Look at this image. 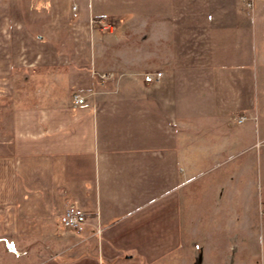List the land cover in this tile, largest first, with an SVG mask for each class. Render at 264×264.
Here are the masks:
<instances>
[{
  "label": "crops",
  "instance_id": "obj_1",
  "mask_svg": "<svg viewBox=\"0 0 264 264\" xmlns=\"http://www.w3.org/2000/svg\"><path fill=\"white\" fill-rule=\"evenodd\" d=\"M213 171L243 211L196 231ZM263 172L264 0H0V264H250Z\"/></svg>",
  "mask_w": 264,
  "mask_h": 264
},
{
  "label": "rangeland",
  "instance_id": "obj_2",
  "mask_svg": "<svg viewBox=\"0 0 264 264\" xmlns=\"http://www.w3.org/2000/svg\"><path fill=\"white\" fill-rule=\"evenodd\" d=\"M251 2V1H250ZM248 4V3H247ZM252 5V4H251ZM114 26V24H112ZM114 29V28H113ZM103 31H109L107 29H102ZM117 30V29H116ZM208 165V163H207ZM264 173V172H263ZM214 174H216V172H211L209 174H207L206 176H204L202 179L193 182L189 185V187H187L188 189H190V195H188L187 197L189 198V201L187 203H185V205H188L190 213H191V217H194L196 219H192V221L196 224H194V230L198 231L199 228L202 227V223H209V219L205 220V219H201L200 222V218L199 215H203L206 216V213H208L210 211L211 214L216 213V214H222V219H212L210 220V223H214L215 221H217V225L219 226V224L221 226H225L227 224H231L227 215V213H230L229 215H232L233 213L231 212H242L243 211V207H242V203H240L239 201H237L236 199L233 200V202L230 201H225L224 200V196L226 197V189L227 188L225 186L224 183H222L220 185V183L218 181H223L222 180V174L223 172H219L217 177V183L215 184L216 186L214 187H210V184H212V180H210V177ZM205 180H207V185L203 186V184L205 183ZM257 185V184H256ZM257 191L259 192V194H261L259 196V198L264 201V183L262 185V187L258 188ZM248 205V204H247ZM251 204H249L250 206ZM261 210L260 212H262V214H258L256 213V217L254 219V223H256V227H258L257 229V238L258 241L256 240V242L253 244V247L250 246L248 254L250 257V264H264V203L261 204ZM210 214V215H211ZM197 216V217H196ZM236 221V220H235ZM239 222V219H238ZM198 234V233H197ZM194 234L191 237L193 238V240L196 241H202V238L204 236L202 235H197ZM211 238H218V236H210ZM219 239V238H218ZM240 239V238H239ZM237 240V247L232 246V248L228 249V253L231 254L232 256H235V260H237V258L239 257L240 260L242 259H246V251H244V245L241 242V240ZM220 243V240H219ZM220 245V244H219ZM188 247V246H187ZM192 251L187 250L186 246L184 245V247H182L181 249H179L178 251L174 252L171 256L168 257V259H165L164 261H162L163 264H186L187 260H188V253H191ZM197 253V252H196ZM198 255L196 254V259H194V262L192 261V264H197L198 261ZM220 259V256L219 258ZM230 260V259H228Z\"/></svg>",
  "mask_w": 264,
  "mask_h": 264
},
{
  "label": "built area",
  "instance_id": "obj_3",
  "mask_svg": "<svg viewBox=\"0 0 264 264\" xmlns=\"http://www.w3.org/2000/svg\"><path fill=\"white\" fill-rule=\"evenodd\" d=\"M248 5H251V2H248ZM73 10L76 9V5H73ZM75 15V13H74ZM210 17V15H209ZM94 22H97L100 29H107L112 30L113 25L109 23L107 20L102 18L94 19ZM112 76V73H103L100 75L101 78H106ZM161 76V72L157 71L154 74H145L144 79L146 81L156 80ZM74 102L81 104L84 102L83 96L79 94H74ZM246 117L241 115L238 117L237 121L242 122ZM86 214L85 211L77 206L74 203H69L66 208L64 209L63 213L60 215V224L63 229L69 230L74 233H81L83 232L85 225H86Z\"/></svg>",
  "mask_w": 264,
  "mask_h": 264
}]
</instances>
